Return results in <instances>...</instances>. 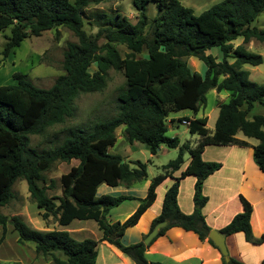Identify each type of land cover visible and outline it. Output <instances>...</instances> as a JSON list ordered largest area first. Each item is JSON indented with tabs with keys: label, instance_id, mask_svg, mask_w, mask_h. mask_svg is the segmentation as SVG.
Here are the masks:
<instances>
[{
	"label": "trees",
	"instance_id": "16d2710c",
	"mask_svg": "<svg viewBox=\"0 0 264 264\" xmlns=\"http://www.w3.org/2000/svg\"><path fill=\"white\" fill-rule=\"evenodd\" d=\"M104 0H0V31L9 28L5 35L3 55L18 47L26 37L39 36L47 30L63 26L70 30L76 41H68L63 52L62 69L53 83L46 88L36 86L25 74L14 72L15 82L0 85V207L12 197V185L23 179L30 198L43 210L42 216H52L60 228L40 230L30 227L18 216L10 223L19 241L34 243L35 251L51 255L58 264H95L97 245L100 241L112 245L128 256L135 264H160L148 262L142 240L123 244L124 230L135 224L142 212L155 197V187L166 176L180 168L184 153L191 156L184 174L196 177L192 213L185 214L177 205L179 179L166 189L160 213L150 224L166 221L158 229L162 235L170 227H180L194 232L200 240L207 239L210 227L200 209L206 202L202 194L204 179L220 167L218 162L204 161L200 149L205 145L248 146V142L236 137L241 132L257 140L252 146L253 160L264 172V114L249 116L251 109L259 105L264 109V83L249 79L244 64L252 66L263 62L264 56L247 51L242 43L233 45L238 37L246 43L251 39L264 42V29L250 26L264 12V0H219L198 14L179 0H131L138 12L135 23L116 12L107 16L94 12L98 20L97 31L88 35L83 29L84 11ZM154 2L156 14L148 21L146 5ZM150 26V36L144 29ZM102 38L103 43L98 40ZM115 43L124 45L129 52L121 56ZM217 47L221 59L205 51ZM143 49L146 56L138 57ZM196 57L206 68L203 74L192 71L181 57ZM91 63L96 69L88 70ZM120 71L124 85L118 90L117 110L114 115L97 120L85 127L66 128L60 143L37 150L30 147V135H41L55 124L74 116V100L83 93L99 92L107 84L108 70ZM209 89L229 93L226 102H219L214 129L206 127L207 117L179 118L188 120V132L199 136L194 147L188 142L180 144L177 136H168L166 118L171 112L189 109L196 114L205 106ZM123 126V137L128 143L144 144L151 155L161 145L177 148L178 153L162 165L161 173L150 180L146 195L139 200L134 212L124 221L110 222L108 211L123 200L134 199L128 195L102 194L96 196L100 184L130 186L147 177L146 163L125 160L109 148L117 139L116 129ZM78 163L60 175V194L48 196L43 184V173L56 161ZM41 182V184L39 183ZM242 211L236 213L220 231L229 235L242 231L245 239L262 242L264 235L254 239L251 234L252 207L239 196ZM74 220L95 222L100 238L76 239L66 229ZM7 216L0 213V224L5 230ZM60 252L65 259H59ZM264 263V260H263ZM0 264H9L0 262ZM11 264H20L14 261ZM222 264H243L229 257Z\"/></svg>",
	"mask_w": 264,
	"mask_h": 264
},
{
	"label": "rangeland",
	"instance_id": "374dc122",
	"mask_svg": "<svg viewBox=\"0 0 264 264\" xmlns=\"http://www.w3.org/2000/svg\"><path fill=\"white\" fill-rule=\"evenodd\" d=\"M179 1L182 5L191 8L194 14H198L219 0ZM94 12H104L107 16H112L118 12L133 23L137 21L138 17V12L134 9L131 0H104L97 5L89 6L84 11L83 29L88 35H94L98 29V20L94 17ZM145 14L148 21H150L156 14V6L154 2L147 3ZM250 26L264 29V12H261L255 20L251 22ZM9 31V28L0 31V85L14 83L15 80L12 77V74L14 72H21L36 86L43 88L49 87L54 79L59 74L63 73V52L68 41H76L74 34L67 28L59 26L57 27V32H55V30H47L42 32L39 36L26 37L12 52L3 55L4 36L8 35ZM144 33L148 34V37L150 36L149 25L144 29ZM103 42L104 40L102 38L98 40L99 44ZM240 43L243 44L247 51L264 56V42L251 39L244 43L240 37L232 40L234 46ZM115 46L121 56H124L129 52V49L120 43H115ZM205 53L212 54L217 61L221 59V52L217 47H212L206 50ZM136 55L138 57L146 56V50L143 49L141 54ZM187 64L192 71H197L200 74H203L206 68L205 64L196 57L187 58ZM243 68L249 71L250 80L257 83H264V60L261 64L256 66L244 64ZM95 69V63H91L88 67L90 72ZM123 85L124 77L122 73L114 69H109L107 84L103 90L78 95L74 100V116L66 119L63 123L55 124L47 128L41 135H30V147L37 150L52 147L61 142L67 133L66 128L73 126L85 127L94 121L111 117L116 113V96L118 90L123 87ZM219 97H223V101L226 102L229 95L225 90L219 92L211 89L208 90L205 95V106L197 112L199 115H202L203 113L208 115V127H213L214 125L215 107L220 99ZM255 110L256 108H254V111ZM184 114L191 117L194 113L189 109H183L179 112H171L169 117L177 118L182 117ZM167 119L168 118H166V124L168 125V130L166 134L168 136H177L180 143L187 142L190 139L191 134L187 131L186 124H183L176 119V121L170 123ZM122 130L123 126L116 129L117 139L114 145L109 148V151L111 153H118L122 157L127 156V160H139L145 162L146 172L150 178L161 171V167L158 165L166 164L170 159H174L178 153L177 148L164 147V151L159 152L156 156H151L148 148L144 144L139 142H134L132 144L128 143L123 137ZM187 154V152L184 153L185 157L188 156ZM147 159L154 161V164L147 163ZM77 163L78 161L76 159H72L69 162L56 161L52 164L49 170L43 173V184L45 186H49L50 180L55 181V186L49 187L46 190L48 196H57L60 194L58 181L60 175L67 172L71 166L76 165ZM224 182L225 186H229V189H233L237 183L236 172L225 176ZM39 183L41 184V182ZM141 183H136V186H140ZM101 186L107 188V185L105 184H102ZM12 191L13 197L5 205L0 207V213L7 216L5 230H3L0 224V262L9 264L14 261H17L20 264H58L53 260L51 255L37 253L33 242H20L18 234L13 230L12 224L9 220L12 216H18L30 227L40 230L60 228V226H58L52 216L45 218L42 216L43 210L39 209L30 198L27 185L23 179L15 180L12 185ZM129 203V201H125L116 210H121ZM114 209L115 207L109 212V215L113 214V218L114 213L117 212L113 211ZM109 215L108 218L110 217ZM66 229L70 231L76 239H96L100 233L95 222L92 220H74L66 227ZM54 255L59 259H65L60 252H54Z\"/></svg>",
	"mask_w": 264,
	"mask_h": 264
},
{
	"label": "crops",
	"instance_id": "0c3cea01",
	"mask_svg": "<svg viewBox=\"0 0 264 264\" xmlns=\"http://www.w3.org/2000/svg\"><path fill=\"white\" fill-rule=\"evenodd\" d=\"M223 100V97L220 98L215 107V120L218 115V104L219 102H224ZM254 108H256L255 111ZM258 113L264 114V109L259 105H255L251 109L249 116ZM170 114L167 117V121L170 123L183 117L192 118L206 116V127L210 131H213L214 129V125L213 127L207 126L208 115L204 113L202 115L196 113L191 117L184 114L182 117L177 118L169 117ZM236 137L248 142V146L205 145L200 149V155L204 161L219 162L220 164V167L209 174L203 181L201 192L206 197V202L200 211L210 229L220 230L236 213L242 211V203L239 199V196L241 195L252 207L250 214L251 234L254 239H257L264 235V172L258 168L252 156V146L257 144V140L252 137H246L241 132H237ZM198 139L199 136L197 134H191L190 139L187 142L190 147H194L198 142ZM164 147L166 146L161 145L157 154L164 151ZM157 154L150 155L156 156ZM187 155V157L184 155L183 163L178 170L173 171L171 175L166 176L156 185L155 197L151 204L142 212L135 224L124 230V233L120 238L123 244L127 245L143 240L146 234L151 230V221L160 213L164 193L174 181L175 177L179 179L176 200L180 211L185 214L193 212L195 207L193 193L196 177L192 174H184V171L191 160V156L189 154ZM124 158L127 160L128 157L126 156ZM146 162L154 164V161L150 159H147ZM162 165L164 164L158 166L161 167ZM161 171L158 173H161ZM234 172H236L237 175V183L233 189H229V186H225V176ZM152 177L150 178L147 175L144 180L140 181V183L143 182L140 186H136L135 183L130 186L107 185V188H103V186H101L102 184H100L97 187L96 196L100 194H109L128 195L134 198L123 200L120 204L115 206L113 211H117L116 209H118L125 201L131 203L114 213V218L112 217L113 214L109 215V212L114 208L112 207L108 211L107 219L110 222H122L130 216L139 205V200L135 198H143L146 195L147 187ZM108 215L110 216L109 218ZM98 237H100V233ZM98 237L96 239H98ZM225 244L228 251V258L231 257L244 264H264V240L259 243L251 242L245 239L242 231H237L225 235ZM144 255L148 262H158L160 264H222L223 258L218 249L209 244L207 239L200 240L194 232L176 226L170 227L162 235L154 237L147 245ZM95 264L135 263L112 245L105 241H100L97 245Z\"/></svg>",
	"mask_w": 264,
	"mask_h": 264
},
{
	"label": "water",
	"instance_id": "95a60500",
	"mask_svg": "<svg viewBox=\"0 0 264 264\" xmlns=\"http://www.w3.org/2000/svg\"><path fill=\"white\" fill-rule=\"evenodd\" d=\"M186 56L181 57L180 59L184 62L187 61ZM167 222L166 221H161L156 223L151 230L146 234V236L143 238L142 242L145 245H148L151 240L156 237L158 229L161 227L166 226ZM207 238L210 239L212 241V243L216 246V248L218 249L219 253L223 256L225 261H228V251L226 248V244H225V233H223L220 230L217 229H210L207 235Z\"/></svg>",
	"mask_w": 264,
	"mask_h": 264
},
{
	"label": "built area",
	"instance_id": "2783aa9c",
	"mask_svg": "<svg viewBox=\"0 0 264 264\" xmlns=\"http://www.w3.org/2000/svg\"><path fill=\"white\" fill-rule=\"evenodd\" d=\"M180 122L183 124H188V120H186V119H182Z\"/></svg>",
	"mask_w": 264,
	"mask_h": 264
}]
</instances>
